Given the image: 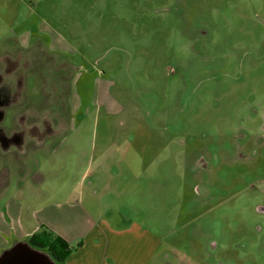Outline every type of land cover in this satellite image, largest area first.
Segmentation results:
<instances>
[{"label":"rangeland","instance_id":"obj_1","mask_svg":"<svg viewBox=\"0 0 264 264\" xmlns=\"http://www.w3.org/2000/svg\"><path fill=\"white\" fill-rule=\"evenodd\" d=\"M128 152L166 264H264V0H0V189Z\"/></svg>","mask_w":264,"mask_h":264},{"label":"crops","instance_id":"obj_2","mask_svg":"<svg viewBox=\"0 0 264 264\" xmlns=\"http://www.w3.org/2000/svg\"><path fill=\"white\" fill-rule=\"evenodd\" d=\"M156 134L157 129L150 128L135 130L132 135L150 140ZM145 140L143 138L140 142ZM127 155V162H122L128 165L125 168L136 167L138 162L134 154L128 152ZM120 163L119 160L106 164L98 161V170L93 177L92 174L89 177V166H85L77 186L74 184V192L62 193L64 199L57 202H54L55 197L63 192L65 184L59 187L52 185L43 190L41 182L32 175L23 177L27 162H12L10 166H3L11 169V173H18V182L10 192L5 191L10 180L0 189V253L16 241H27L32 234L46 229L61 237L71 248L64 264H166L167 256L164 258L161 254L163 238L159 230L132 218L130 213L150 215L151 202L165 197L167 181L147 178L141 179L142 183L137 182L146 161L138 164V176L136 172L119 174L113 170L102 171L104 165L111 167L114 164L113 169L120 167ZM158 183L162 186L157 187ZM43 191H47L43 195L47 202L37 201L38 206H33L30 195L38 192L41 196ZM40 196L37 195V198Z\"/></svg>","mask_w":264,"mask_h":264},{"label":"water","instance_id":"obj_3","mask_svg":"<svg viewBox=\"0 0 264 264\" xmlns=\"http://www.w3.org/2000/svg\"><path fill=\"white\" fill-rule=\"evenodd\" d=\"M0 264H57L44 250L20 240L0 253Z\"/></svg>","mask_w":264,"mask_h":264},{"label":"trees","instance_id":"obj_4","mask_svg":"<svg viewBox=\"0 0 264 264\" xmlns=\"http://www.w3.org/2000/svg\"><path fill=\"white\" fill-rule=\"evenodd\" d=\"M27 242L34 248L47 252L57 264H64L71 251V248L61 237L53 235L46 229L32 234Z\"/></svg>","mask_w":264,"mask_h":264}]
</instances>
